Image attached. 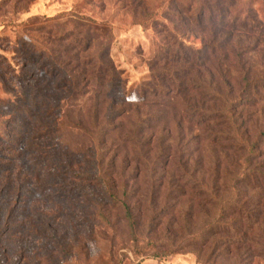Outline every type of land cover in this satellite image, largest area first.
<instances>
[{"label": "rangeland", "instance_id": "rangeland-1", "mask_svg": "<svg viewBox=\"0 0 264 264\" xmlns=\"http://www.w3.org/2000/svg\"><path fill=\"white\" fill-rule=\"evenodd\" d=\"M142 1L145 8L134 7L132 0H0V264H264L257 246L251 257L243 247L244 261H239L232 253H213L200 240L192 245L188 234L200 235L219 211L207 216L182 199L174 214L149 222L146 199L156 192L136 163L128 136L140 128V118L169 122L182 108L163 110L161 100L142 97L144 87L154 84L152 66L171 47L167 29L173 27L166 12L178 8L172 0ZM241 4L264 21V0ZM83 21L107 26L111 33L96 35L95 41L67 34L59 42L63 31ZM154 21L168 28H155ZM178 35L202 47L200 37ZM76 39L82 48L91 45L89 55L110 48L116 75L111 80L118 90L99 109V122L111 121L103 146L98 142L104 135L93 133L90 95L58 102L61 79L52 74L75 67L69 59ZM35 96L46 98L45 107L55 111L47 117L38 113ZM113 103L121 109L119 115L111 111ZM161 127L162 122L148 134ZM197 133L202 131L189 133L190 153L203 148ZM125 206L137 220L135 234Z\"/></svg>", "mask_w": 264, "mask_h": 264}, {"label": "trees", "instance_id": "trees-1", "mask_svg": "<svg viewBox=\"0 0 264 264\" xmlns=\"http://www.w3.org/2000/svg\"><path fill=\"white\" fill-rule=\"evenodd\" d=\"M132 3L145 8L142 0ZM170 4L178 7L166 12L171 13L168 22L173 29L157 21L153 26L167 29L171 47L152 66L154 84L144 87L142 97L161 100L163 110L180 104L182 113L169 122L140 118V128L132 130L127 141L133 142L131 153L156 192L146 199L150 202L149 222L174 214L182 199L190 203L192 211L201 210L207 216L219 211L200 235L188 234L190 241L196 245L200 240L213 253H232L244 261L243 247L247 257L254 255L255 246L260 248L258 254H264V21L241 0H172ZM83 22L63 31L59 42L67 34L70 39L78 34L95 41L96 35L111 33L107 26ZM181 32L200 37L202 47H194L186 36L178 35ZM79 41H74L75 55L69 59L75 67L69 70L65 66L52 74L61 79L57 89L63 91V97L58 102L73 101L72 95H90L93 133L104 135L98 142L103 146L110 136L106 127L111 121L100 123L99 109L118 90L111 80L116 75L108 59L110 48L89 55L91 45L82 48ZM64 52L68 55L70 51ZM88 77L93 80L81 83ZM104 96L108 100H101ZM37 98L33 108L38 113L47 117L55 111L45 107L46 98ZM110 108L117 111L114 116L121 113V109L115 110L117 103ZM161 122V131L150 136ZM192 129L202 131L195 139L200 137L203 148L190 153L186 149L192 142ZM163 186L165 195L160 194ZM125 218L135 234L137 220L127 206Z\"/></svg>", "mask_w": 264, "mask_h": 264}]
</instances>
